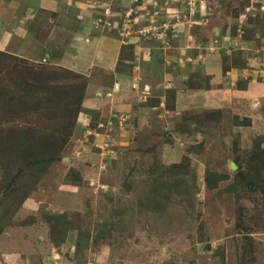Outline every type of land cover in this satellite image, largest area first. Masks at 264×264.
<instances>
[{"label":"rangeland","instance_id":"rangeland-1","mask_svg":"<svg viewBox=\"0 0 264 264\" xmlns=\"http://www.w3.org/2000/svg\"><path fill=\"white\" fill-rule=\"evenodd\" d=\"M113 1L77 30L105 34L116 26L111 17H121L120 33L134 39L121 43L111 69L60 65V47H50L44 30L37 38L48 58L0 52V86L13 92L10 78L29 82L30 95L37 84L17 65L22 59L40 71L42 93L33 96L44 100L12 122L0 115V147L14 152L0 160V264H264V122L230 110L188 111L177 121L167 111L140 122L139 100L157 104L148 98L159 90L133 82L124 94L114 77L132 74L136 52L153 45L188 80L194 70L172 57L175 50L197 62L206 48L220 51L229 68H243L248 56L264 66V0ZM121 3L133 9L123 13ZM134 13L145 20L139 35ZM91 84L99 107L84 110ZM173 94L162 110L173 108ZM80 113L89 120L84 132ZM97 130L104 139H94ZM50 135L66 141L52 163Z\"/></svg>","mask_w":264,"mask_h":264},{"label":"crops","instance_id":"crops-1","mask_svg":"<svg viewBox=\"0 0 264 264\" xmlns=\"http://www.w3.org/2000/svg\"><path fill=\"white\" fill-rule=\"evenodd\" d=\"M109 2L114 3L115 1ZM109 2L106 0H0V52H8L29 61L48 58L47 54L43 55L41 52V44L37 38L38 31L40 34L44 30L46 31L44 35H47L45 39L50 43V47H60L57 49V61L60 65L76 72H87L96 67L111 69L120 54L121 43L125 41L130 44L129 41L134 39H125V33H120L122 30L119 28L121 17H111L116 26L112 25L105 34L100 28L98 30L102 33L94 31L92 27L77 31L80 23L89 21L94 16L96 19L100 10L106 9ZM126 3H128L127 0ZM126 3H121L120 6V11L122 10L123 13L133 9L132 5L127 8ZM108 7H111V4ZM124 9L126 11H123ZM131 17L134 25H137L133 29L139 35L145 29V20L137 17L136 13ZM212 31H219L218 26L214 25ZM160 49L158 45H153L145 47L142 53L136 52V55L134 54L138 64L136 70L132 74L114 75L115 80L126 84L124 92L122 91L124 94L132 93L130 86L133 82H137L140 86H154L156 91L159 90L154 97L149 96L148 98V100L160 98L157 104L155 101L139 100L137 107L142 112L140 122L142 118H152L159 114L165 118L162 112L167 111L173 113L172 118L177 121L176 117L181 113L194 110L209 112L230 110L239 119L253 117L254 121L260 118V122H264V66L259 58L252 59L248 56L246 59L248 63L243 68L230 67L224 71L223 63L226 56L221 55L220 51L211 53L206 48L202 60L197 62L191 53H189L192 57L190 60L187 59L185 53L176 55L175 50L171 54L172 57H178L176 60L181 63L185 59V64L190 63L189 68L192 67L191 69L194 70V75H192L194 79L188 80V74L185 72L183 75L173 74V70L176 69L167 67L170 62L165 64L166 57L160 60L161 58L156 55L160 53ZM197 78L200 79L197 80ZM167 85L168 88L177 86V89H165ZM97 90L98 88H94L92 84L87 89L82 102L84 110H96L99 107V102L94 97ZM169 93H174L172 95L174 97L173 108L162 110L166 100L164 97L166 98V94ZM133 94H135L134 91ZM134 112L130 114L135 118ZM85 116L86 114L80 113L77 119L76 126L80 131L88 127L89 120ZM83 132H81L82 136ZM103 132L105 131L97 130L94 133V139L96 137L104 139ZM85 179L88 182L91 178L85 177ZM32 201L28 199L24 205L32 206Z\"/></svg>","mask_w":264,"mask_h":264},{"label":"trees","instance_id":"trees-1","mask_svg":"<svg viewBox=\"0 0 264 264\" xmlns=\"http://www.w3.org/2000/svg\"><path fill=\"white\" fill-rule=\"evenodd\" d=\"M0 55L2 56L5 54L0 53ZM18 62L21 63V64L17 63V65H20L19 66L20 68L31 69V71L34 75V77H33L34 81L33 82L36 83L37 86L30 89L31 91L29 92V94H30L29 96H27L28 90H25V88H29V86H30L29 82H24V84H23V83L16 81V79H14V78H10L8 80V84L12 85L13 92H9L0 86V109H1L0 115H3L1 113L5 112L6 118H7L5 120V122L6 121L12 122L13 120H16L20 114H28L27 112H29V111L32 112L33 110H35L37 107H40V105H42L44 103L43 99H40L39 97L33 96V94H41L42 93V89H41V83L42 82L37 78V76H39V74H40V71L37 70L36 67L27 66L26 65L27 63L25 61H23L22 59H18ZM228 68L229 67H224V71L227 70ZM48 89H50V87H46L47 91H45L43 93V96H47L49 94ZM30 96L31 97L33 96V98H31ZM46 99L48 100L49 98H46ZM81 101H82V99L80 98V104H81ZM30 105H35V107L33 109H31L29 107ZM77 110H78V108H77ZM0 120H1V118H0ZM31 135H33V132L31 133ZM60 139H61V135H60V137L59 136L56 137L55 135H50V149H49L50 157L48 158L50 163L54 162L57 159L58 154L61 152V150L65 146L66 141H64V139H62V140H60ZM21 149H26V148L24 147V145H22ZM5 150L8 151L9 154H7L5 152ZM15 151H17V149ZM13 153L14 152L11 150V148L4 147V149H3L0 147V160L2 161V159L5 156L11 155ZM32 157H34V159H35L34 155L30 156V159ZM28 158L29 157H27V156H19V160L21 162L28 160ZM26 163H29V162H25V163L21 164V166L25 167ZM31 164H34V163H31ZM26 168H28L27 165H26Z\"/></svg>","mask_w":264,"mask_h":264}]
</instances>
